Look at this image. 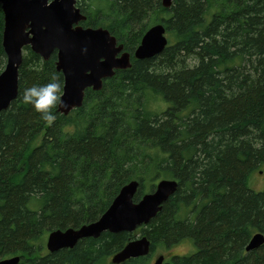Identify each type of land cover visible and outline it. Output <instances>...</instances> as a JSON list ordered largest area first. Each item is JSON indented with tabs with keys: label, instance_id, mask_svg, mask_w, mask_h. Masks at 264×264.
Returning <instances> with one entry per match:
<instances>
[{
	"label": "trees",
	"instance_id": "obj_1",
	"mask_svg": "<svg viewBox=\"0 0 264 264\" xmlns=\"http://www.w3.org/2000/svg\"><path fill=\"white\" fill-rule=\"evenodd\" d=\"M77 4L88 15L83 25L109 29L132 66L102 89H87L68 115L58 104L47 123L22 97L53 75L64 88L57 51L45 60L24 48L18 96L0 114V260L114 264L112 256L140 232L151 240L150 253L120 264H153L159 247L184 239L197 250L165 256L163 264H264V243L247 250L264 233V189L249 185L264 164V0ZM153 17L166 26L168 44L137 59ZM4 24L0 3V73ZM164 178L178 180V189L148 224L48 250L51 231L98 220L130 181H139L137 202Z\"/></svg>",
	"mask_w": 264,
	"mask_h": 264
},
{
	"label": "water",
	"instance_id": "obj_2",
	"mask_svg": "<svg viewBox=\"0 0 264 264\" xmlns=\"http://www.w3.org/2000/svg\"><path fill=\"white\" fill-rule=\"evenodd\" d=\"M174 0H162L169 8ZM4 11L3 47L7 55L6 66L0 73V114L10 107L19 93L20 67L24 48L31 49L45 60L57 51V69L64 75L62 100L58 105L62 114L68 115L83 105L86 90H100L104 81L117 70L132 66V55L124 44L105 27H85L81 22L87 15L77 6V0H0ZM164 23L152 25L134 52L137 59L159 54L168 44ZM176 179H161L153 191L139 201L134 197L139 181L124 185L109 208L96 221L80 227L55 229L48 234L47 248L51 252L73 248L79 240L99 238L105 231L113 233L134 232L148 224L162 210L163 204L177 191ZM264 243V233L256 232L247 245L253 250ZM151 240L142 235L129 241L112 256V263L120 264L127 259L148 255ZM20 256L7 257L0 264H18ZM165 255H158L153 264H163Z\"/></svg>",
	"mask_w": 264,
	"mask_h": 264
},
{
	"label": "clouds",
	"instance_id": "obj_3",
	"mask_svg": "<svg viewBox=\"0 0 264 264\" xmlns=\"http://www.w3.org/2000/svg\"><path fill=\"white\" fill-rule=\"evenodd\" d=\"M62 95V82L58 76L53 75L49 82L43 85L25 88L22 99L25 105L31 106L40 115L41 119L52 123L56 120L53 110L58 104L64 105Z\"/></svg>",
	"mask_w": 264,
	"mask_h": 264
},
{
	"label": "rangeland",
	"instance_id": "obj_4",
	"mask_svg": "<svg viewBox=\"0 0 264 264\" xmlns=\"http://www.w3.org/2000/svg\"><path fill=\"white\" fill-rule=\"evenodd\" d=\"M155 17L152 18L150 27L158 22L155 23ZM160 23V22H159ZM149 27V28H150ZM249 185L254 189V190H262L264 189V164L261 165L251 176V181L249 182ZM29 207L32 209H36L35 203H30ZM188 209H184L181 211L183 216H186L188 213ZM141 233L137 232L136 238L140 237ZM48 237V235H47ZM47 237H46V242H47ZM197 250L195 243H193L190 239H184L182 242L174 245L173 247L169 249H164L162 247H159L158 250L154 253L152 261L154 262L155 258L160 255L164 254L166 257H171L173 255H183V254H188L193 251Z\"/></svg>",
	"mask_w": 264,
	"mask_h": 264
},
{
	"label": "flooded vegetation",
	"instance_id": "obj_5",
	"mask_svg": "<svg viewBox=\"0 0 264 264\" xmlns=\"http://www.w3.org/2000/svg\"><path fill=\"white\" fill-rule=\"evenodd\" d=\"M77 1H78V0H77ZM77 6H79V5L77 4ZM79 7H80V6H79ZM80 8H81V7H80ZM81 10H82L83 13H85V14L87 15V13H86L82 8H81ZM87 18H88V15H87ZM86 20H87V19H86ZM86 20H85V21H86ZM83 22H84V21H83ZM83 22H81L82 25H83ZM83 26H85V25H83ZM85 27H88V26H85Z\"/></svg>",
	"mask_w": 264,
	"mask_h": 264
}]
</instances>
